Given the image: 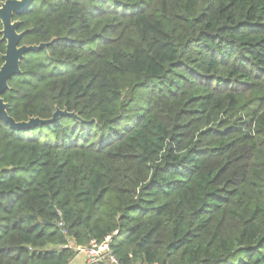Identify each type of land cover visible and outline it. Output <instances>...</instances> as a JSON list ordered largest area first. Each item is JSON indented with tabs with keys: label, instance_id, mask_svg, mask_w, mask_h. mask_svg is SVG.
I'll return each instance as SVG.
<instances>
[{
	"label": "trees",
	"instance_id": "obj_1",
	"mask_svg": "<svg viewBox=\"0 0 264 264\" xmlns=\"http://www.w3.org/2000/svg\"><path fill=\"white\" fill-rule=\"evenodd\" d=\"M14 19L49 44L8 114L81 121L0 120V264H68L108 235L118 264H264V0H34Z\"/></svg>",
	"mask_w": 264,
	"mask_h": 264
},
{
	"label": "water",
	"instance_id": "obj_2",
	"mask_svg": "<svg viewBox=\"0 0 264 264\" xmlns=\"http://www.w3.org/2000/svg\"><path fill=\"white\" fill-rule=\"evenodd\" d=\"M34 0H5L0 3V22L1 41H5V52L1 55L3 60L0 66V120L7 123L11 129L28 130L35 125H42L53 121L61 115H68L76 120L81 119L74 112H68L66 109L56 108L52 117L41 119L39 117H30L26 121H15L8 114V104L4 101L2 94L9 89L8 81L13 75L21 74L20 61L29 51L46 50L49 43L41 42L39 44H20L24 31H18L20 21L14 19L15 15H22Z\"/></svg>",
	"mask_w": 264,
	"mask_h": 264
},
{
	"label": "built area",
	"instance_id": "obj_3",
	"mask_svg": "<svg viewBox=\"0 0 264 264\" xmlns=\"http://www.w3.org/2000/svg\"><path fill=\"white\" fill-rule=\"evenodd\" d=\"M82 248L86 257L85 263L118 264L117 258L112 252L111 237L109 235L102 241L92 240L86 247Z\"/></svg>",
	"mask_w": 264,
	"mask_h": 264
},
{
	"label": "crops",
	"instance_id": "obj_4",
	"mask_svg": "<svg viewBox=\"0 0 264 264\" xmlns=\"http://www.w3.org/2000/svg\"><path fill=\"white\" fill-rule=\"evenodd\" d=\"M85 260H86L85 254L79 255V253H77L75 257L68 264H85Z\"/></svg>",
	"mask_w": 264,
	"mask_h": 264
},
{
	"label": "rangeland",
	"instance_id": "obj_5",
	"mask_svg": "<svg viewBox=\"0 0 264 264\" xmlns=\"http://www.w3.org/2000/svg\"><path fill=\"white\" fill-rule=\"evenodd\" d=\"M70 245L72 246V247H74L78 252L77 253H79V255H84V251L82 250L83 248L81 247H76L75 245H74V243H70Z\"/></svg>",
	"mask_w": 264,
	"mask_h": 264
}]
</instances>
